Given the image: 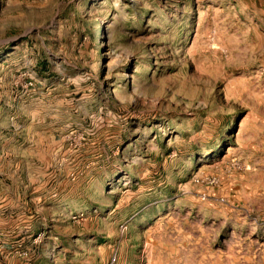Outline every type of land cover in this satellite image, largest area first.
Instances as JSON below:
<instances>
[{"label": "rangeland", "instance_id": "1", "mask_svg": "<svg viewBox=\"0 0 264 264\" xmlns=\"http://www.w3.org/2000/svg\"><path fill=\"white\" fill-rule=\"evenodd\" d=\"M0 264H264V0H0Z\"/></svg>", "mask_w": 264, "mask_h": 264}]
</instances>
